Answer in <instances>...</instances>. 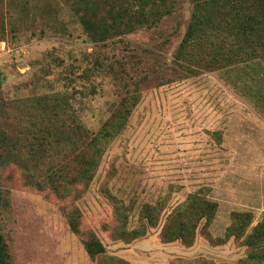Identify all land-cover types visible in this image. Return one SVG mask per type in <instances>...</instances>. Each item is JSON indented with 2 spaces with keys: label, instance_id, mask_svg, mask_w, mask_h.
I'll use <instances>...</instances> for the list:
<instances>
[{
  "label": "rangeland",
  "instance_id": "rangeland-1",
  "mask_svg": "<svg viewBox=\"0 0 264 264\" xmlns=\"http://www.w3.org/2000/svg\"><path fill=\"white\" fill-rule=\"evenodd\" d=\"M192 14V1L180 0L157 26L94 45L68 0H0V102L68 92L86 126L97 131L128 92L142 95L81 199L61 201L27 186L19 168L1 170L10 203L0 209V227L14 264H97L83 246L91 232L109 256L130 264H237L245 258L247 249L234 239L213 245L200 236L191 248L164 245L163 223L128 245L113 235L112 198L133 206L129 230L140 228L142 206L167 200L171 210L199 191L219 205L210 228L214 239L225 238L235 212L253 213V226L262 220L263 194L241 192L254 190L264 172V64L195 76L182 71L175 54ZM75 207L82 213L81 235L65 216L64 209Z\"/></svg>",
  "mask_w": 264,
  "mask_h": 264
},
{
  "label": "trees",
  "instance_id": "trees-1",
  "mask_svg": "<svg viewBox=\"0 0 264 264\" xmlns=\"http://www.w3.org/2000/svg\"><path fill=\"white\" fill-rule=\"evenodd\" d=\"M179 1L68 0L72 16L78 19L88 41L94 45H106L157 26L175 12ZM191 1L192 18L174 61L182 71L195 76L255 62L264 64V0ZM141 97L140 90L128 92L97 131L86 126L68 92L9 104L0 102V172L15 166L21 170L26 185L37 192L51 193L61 201L81 199L97 176L109 145L126 130ZM205 194L200 191L190 194L184 203L171 210H167V200L142 206L141 226L134 230H129L133 206L112 198L117 218L114 239L128 245L163 223L160 239L164 245L181 243L191 248L200 236L213 245L234 239L242 241L247 249L245 258L237 264H264V214L253 226V213L235 212L225 238L214 239L210 228L219 205ZM9 203L0 183V209H7ZM64 211L70 230L81 235L80 209ZM83 246L90 260L97 264H130L109 256L92 232L87 234ZM0 264H14L1 227Z\"/></svg>",
  "mask_w": 264,
  "mask_h": 264
},
{
  "label": "crops",
  "instance_id": "crops-1",
  "mask_svg": "<svg viewBox=\"0 0 264 264\" xmlns=\"http://www.w3.org/2000/svg\"><path fill=\"white\" fill-rule=\"evenodd\" d=\"M236 192L238 193V190H232L233 194ZM241 194H263L260 198H258V200L261 205L264 204V172L260 181H258L256 185L254 184V190H252L250 193H247V190L243 188Z\"/></svg>",
  "mask_w": 264,
  "mask_h": 264
}]
</instances>
